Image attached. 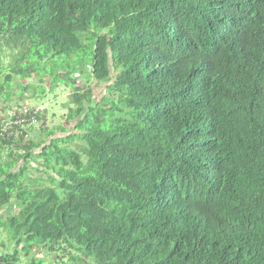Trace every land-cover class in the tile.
Returning a JSON list of instances; mask_svg holds the SVG:
<instances>
[{"label":"trees","instance_id":"1","mask_svg":"<svg viewBox=\"0 0 264 264\" xmlns=\"http://www.w3.org/2000/svg\"><path fill=\"white\" fill-rule=\"evenodd\" d=\"M4 39L14 61L60 66L50 89L72 85L77 133L0 139V212L19 207L0 213V264H47L36 248L60 264H264V0H0ZM7 70L3 111L11 75L45 73ZM75 139L85 162L62 145ZM28 169L55 187L29 188Z\"/></svg>","mask_w":264,"mask_h":264},{"label":"rangeland","instance_id":"2","mask_svg":"<svg viewBox=\"0 0 264 264\" xmlns=\"http://www.w3.org/2000/svg\"><path fill=\"white\" fill-rule=\"evenodd\" d=\"M87 34L83 35L82 39L85 43L86 42ZM88 39V38H87ZM8 41V42H7ZM3 43L7 42L8 44L3 45L4 48H0V82H4V76L5 74H10L7 70V68H11L12 70H22L27 69V66L29 63H31L39 72L43 74L41 76V80L38 78V74L31 75L29 79H26L21 76L17 75H11L10 79L5 82L3 85L4 93H2V97H4L8 102L5 104L7 107H11L9 113L5 112L6 114H3L4 112H1V117H12L16 115L18 112H22L24 109H26V117H27V124L26 126H22L20 129L26 133V135L21 139L18 138V144L25 145L30 141L36 142L38 139L42 138L44 136V132L40 130V127L47 129H56L59 128H66L67 132H65V136L69 134V132L77 133L75 130V121L69 123L66 120V114L69 110V108L72 107L71 104V94L73 92L72 85H66L65 82L62 81V79L58 80L57 83L53 84L51 89V79L50 77L56 73H59L58 71L60 69V66L56 63L52 65L50 62H37V61H29L27 60H15L12 57V53H16L17 51H12L14 48L11 44V40L4 39L2 40ZM17 48V47H16ZM5 49V51H4ZM18 49V48H17ZM34 59V58H32ZM53 62V61H52ZM43 64L46 65L45 69H43ZM4 67V68H2ZM6 68V69H5ZM61 70V69H60ZM49 74H48V73ZM63 73L60 72V74ZM73 78H76V86L81 87L83 84L86 83L88 77L86 74H79L75 73L72 75ZM3 84V83H2ZM91 88L94 94V98L97 102H100L104 99L106 96V84H102L100 86L97 85L95 82H91L83 89H89ZM3 106V105H2ZM107 108V106L105 107ZM6 111V110H5ZM23 115V113H21ZM21 114H19L21 116ZM31 122V124H30ZM69 131V132H68ZM16 132V131H13ZM15 135L16 139L18 136H20V130L16 132ZM59 132L56 137H59ZM54 136V137H55ZM19 139L20 142H19ZM47 144H50V140H47ZM63 146H68L71 150L78 151L82 155V159L85 162L86 157L83 154V148L84 143L78 139H75L73 143L66 144L63 143ZM40 148L35 150V154L37 152L41 151ZM11 151L10 148L7 149V151L4 150L2 157L0 158V161H5L6 156ZM12 151H15L14 148H12ZM16 152V151H15ZM21 152V151H20ZM41 163H44L43 159H39L38 157L34 156V163L40 165ZM20 165V163H19ZM28 168L29 166L26 165ZM27 175L31 179H39L42 184H27L29 188L34 187H55L53 183H51L48 178V174L44 173H38L35 170L28 169ZM19 212V207L16 205L15 196L11 200L10 204H8L0 213L3 216V218H7L9 216H16V214ZM14 244L10 243L9 237L6 231H0V251L4 249L5 253H11L13 249ZM70 253L73 256L79 255L76 250H70ZM35 254L36 258H42L47 264H60L61 260L58 259L56 255H49L47 254L43 249L36 248L32 253L29 255ZM60 254V253H59ZM30 257H22L21 261L22 263H26L28 260H30ZM67 264H69L68 259H64V261Z\"/></svg>","mask_w":264,"mask_h":264},{"label":"built area","instance_id":"3","mask_svg":"<svg viewBox=\"0 0 264 264\" xmlns=\"http://www.w3.org/2000/svg\"><path fill=\"white\" fill-rule=\"evenodd\" d=\"M25 112H26V109L8 118L7 121H4V123L2 124V128H1V132L3 133H0V139L4 140L6 138V136L4 137V133H8V135H11L12 134L11 130H13V128H18V127L21 128L22 126L28 125L26 124L27 117H26ZM21 113H23V115ZM19 114H21V116Z\"/></svg>","mask_w":264,"mask_h":264},{"label":"crops","instance_id":"4","mask_svg":"<svg viewBox=\"0 0 264 264\" xmlns=\"http://www.w3.org/2000/svg\"><path fill=\"white\" fill-rule=\"evenodd\" d=\"M3 107H6V106H3ZM10 109H12V108H11V107H10V108H9V107H6V109H5L6 111H3L2 108L0 107V113H1V112H4L3 114H6L5 112H7V114H8V113L10 112V111H9ZM7 119H8V117H1V114H0V121H1V124H0V125H2V124L4 123V121H7ZM12 132H13V131H12ZM16 132H17V131H16ZM16 132H13V134H11V135H12L11 139H13V138L16 137V136H15V135L17 134Z\"/></svg>","mask_w":264,"mask_h":264}]
</instances>
